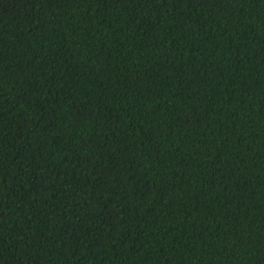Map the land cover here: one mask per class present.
Instances as JSON below:
<instances>
[{
	"label": "trees",
	"instance_id": "16d2710c",
	"mask_svg": "<svg viewBox=\"0 0 264 264\" xmlns=\"http://www.w3.org/2000/svg\"><path fill=\"white\" fill-rule=\"evenodd\" d=\"M0 264H264V0H0Z\"/></svg>",
	"mask_w": 264,
	"mask_h": 264
}]
</instances>
